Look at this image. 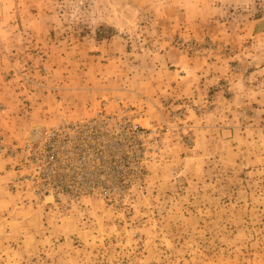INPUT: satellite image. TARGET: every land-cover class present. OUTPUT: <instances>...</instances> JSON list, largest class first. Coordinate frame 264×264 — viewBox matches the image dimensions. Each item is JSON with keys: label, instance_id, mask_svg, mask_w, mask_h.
I'll return each mask as SVG.
<instances>
[{"label": "rangeland", "instance_id": "rangeland-1", "mask_svg": "<svg viewBox=\"0 0 264 264\" xmlns=\"http://www.w3.org/2000/svg\"><path fill=\"white\" fill-rule=\"evenodd\" d=\"M0 264H264V0H0Z\"/></svg>", "mask_w": 264, "mask_h": 264}, {"label": "built area", "instance_id": "built-area-1", "mask_svg": "<svg viewBox=\"0 0 264 264\" xmlns=\"http://www.w3.org/2000/svg\"><path fill=\"white\" fill-rule=\"evenodd\" d=\"M57 134L58 133H56V136H58ZM51 146H52V144L48 143L46 145V149H50ZM43 147H45V145H43L41 149H43ZM22 151L25 153H29V154L30 153H33V154L37 153V149H35V147H32L30 145H26ZM48 158L50 161L53 160L52 162H48V164H53L54 163L53 156L50 155ZM96 161H100L102 164H96ZM81 163L83 165L80 167L81 170L77 174V175H80V177L78 180H77V178L74 179L76 181V185L94 187L96 184H98L100 186H102V185L107 186L106 185L107 182H105V180H101L100 178H98V176L106 170V168L104 167V159H100L97 156L88 158L87 156L84 155L80 159V164Z\"/></svg>", "mask_w": 264, "mask_h": 264}, {"label": "crops", "instance_id": "crops-1", "mask_svg": "<svg viewBox=\"0 0 264 264\" xmlns=\"http://www.w3.org/2000/svg\"><path fill=\"white\" fill-rule=\"evenodd\" d=\"M36 105H39L41 108H40V112L39 113H45V102H42V103H36ZM27 115H30L28 112H26L25 114H21V116L25 119V120H23V126L21 127V131H23V132H26V130H30V128L34 125V124H36V122H33L31 119H30V117L29 116H27ZM39 116H42L41 114H39ZM32 117V116H31ZM51 117H52V119H51ZM62 120H64V117L63 116H59V115H53V116H50V117H46L45 118V127H43V129H47V128H49V127H51V126H54V125H56V124H60V122L62 121ZM43 122V121H42ZM39 128V127H38ZM37 131H35V130H32L31 131V133H32V135H33V137H35V136H38L39 137V133L41 132V130H40V132L39 133H36Z\"/></svg>", "mask_w": 264, "mask_h": 264}]
</instances>
